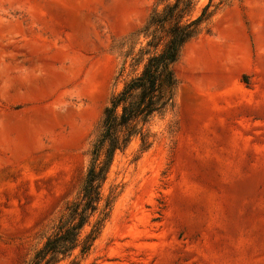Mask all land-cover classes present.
Masks as SVG:
<instances>
[{
    "label": "rangeland",
    "instance_id": "1",
    "mask_svg": "<svg viewBox=\"0 0 264 264\" xmlns=\"http://www.w3.org/2000/svg\"><path fill=\"white\" fill-rule=\"evenodd\" d=\"M156 1L0 0V264L29 261L77 198L90 135L138 72L112 42ZM176 70L174 138L170 115L149 150L117 154L110 218L59 264H264V0L220 11Z\"/></svg>",
    "mask_w": 264,
    "mask_h": 264
},
{
    "label": "trees",
    "instance_id": "2",
    "mask_svg": "<svg viewBox=\"0 0 264 264\" xmlns=\"http://www.w3.org/2000/svg\"><path fill=\"white\" fill-rule=\"evenodd\" d=\"M240 1L206 0L201 4L202 0H157L141 29L113 40L110 51L124 62L121 74L128 62L132 72H138L112 95L90 135L86 177L77 198L66 206L44 246L25 264H59L77 250L81 258L89 254L114 204L112 195L105 197L104 186L115 157L136 139L141 142V151L149 150L156 138L155 124L170 115L175 120L167 133L174 138L180 87L176 67L182 52L210 32L220 11ZM87 227H91L89 232H85Z\"/></svg>",
    "mask_w": 264,
    "mask_h": 264
}]
</instances>
